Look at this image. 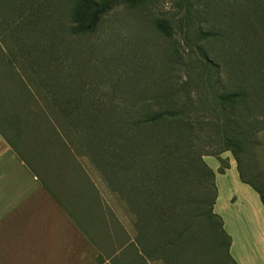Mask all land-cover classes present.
I'll return each mask as SVG.
<instances>
[{"label":"rangeland","instance_id":"rangeland-1","mask_svg":"<svg viewBox=\"0 0 264 264\" xmlns=\"http://www.w3.org/2000/svg\"><path fill=\"white\" fill-rule=\"evenodd\" d=\"M53 2L54 16L21 15L17 5L16 10L14 5H0V48L10 59L43 64L40 77L47 84L63 83L69 71L78 81L98 87L96 92L104 99L129 105L124 110L129 115L134 112L131 105L142 99L157 109L158 99L196 121L186 145L192 146V154L203 148L201 159L214 177L206 180L190 164V177L200 174V187L193 181L184 188L174 186L178 194L187 189L192 197H206L213 181L219 195L215 211L225 213L223 205L228 202L221 196L234 187L233 182L242 186L236 158L264 191V0H205L208 8L201 16L196 15L193 0H114L96 30L75 34L70 31L71 3ZM46 3L43 0L40 8ZM208 30L212 35L202 36ZM203 55L210 61L208 67L202 66ZM49 96L44 85L43 108L49 107ZM227 136L238 141V147L227 145ZM195 205L175 207L181 213L176 218L194 225L199 253L187 254V260L185 254L164 253L163 264H219L214 250L221 245L224 252L225 238L215 221H196L199 217L192 214H202L208 205Z\"/></svg>","mask_w":264,"mask_h":264},{"label":"crops","instance_id":"crops-1","mask_svg":"<svg viewBox=\"0 0 264 264\" xmlns=\"http://www.w3.org/2000/svg\"><path fill=\"white\" fill-rule=\"evenodd\" d=\"M42 65L0 48V264H163L134 225L123 176L43 108ZM239 182L221 196L225 213L217 192L214 212L231 258L264 264V204Z\"/></svg>","mask_w":264,"mask_h":264},{"label":"trees","instance_id":"trees-1","mask_svg":"<svg viewBox=\"0 0 264 264\" xmlns=\"http://www.w3.org/2000/svg\"><path fill=\"white\" fill-rule=\"evenodd\" d=\"M0 0V5H14V9L23 15L43 13L54 16L56 11L53 0H44L47 3L42 7L43 0ZM114 0H65L70 2L68 10L72 22V33H89L99 26L100 18L111 8ZM196 3L197 16L204 14L205 0H193ZM29 3V5H27ZM208 4V3H207ZM9 6V5H8ZM203 6V7H202ZM201 7V8H200ZM29 9V11H27ZM40 11V12H39ZM52 11L50 14L49 12ZM91 18L90 24H82V20ZM75 24V26H74ZM212 35L211 30L203 32L202 36ZM202 66H209L210 61L206 55ZM236 66V73L240 69ZM212 67V66H211ZM63 83L49 81L44 83L49 93V109L53 112L52 119L60 126L67 127V134L77 140L92 143L102 158H107L108 164L115 174H121L128 186L123 198L129 205L134 225L139 230H145L146 239L151 247H160L162 255H180L181 253H199L196 248L197 238L194 237L193 226L186 224L187 219H178L181 213L177 212V204H207L208 209L201 213H193L199 217L196 221L201 223L207 219L215 221L221 237L225 238V250L221 254V245L215 247L214 252L220 258L219 264H237L229 255V236L222 227L221 217L213 212L217 191L213 181L208 188L206 197H192L187 189L184 195L173 188L187 187L191 181L195 187H200V174L194 173L190 177L189 165H193L206 180L213 179L214 174L203 161L199 146L191 151V145H186L190 134L194 130V121L190 117L178 112L171 102L157 101V109H153L151 101L134 103L131 105L134 112L129 115L125 108L129 105L104 99L97 94V88L92 83L78 81L66 73ZM235 93V92H234ZM233 93V94H234ZM237 95V93L235 94ZM228 102L225 101L224 103ZM160 103V104H159ZM233 104V103H232ZM125 105V106H124ZM226 109L230 105L224 104ZM125 110V111H124ZM179 113V114H178ZM182 113V112H181ZM225 121L231 125V118L225 116ZM238 141L226 138V144L238 147ZM201 149V150H200ZM192 154V156H191ZM191 156V157H190ZM238 175L242 182L250 185L259 195L264 204V191L261 185L250 179L240 167ZM237 165V167H238ZM201 187L206 188V185ZM173 193V195H172ZM175 207V209H174ZM191 242V245H190ZM194 246V247H193ZM192 255V254H191ZM225 256V261L221 258ZM217 258V259H218Z\"/></svg>","mask_w":264,"mask_h":264}]
</instances>
